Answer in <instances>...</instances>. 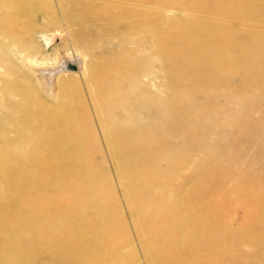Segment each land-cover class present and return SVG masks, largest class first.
I'll return each instance as SVG.
<instances>
[{
	"label": "rangeland",
	"instance_id": "1",
	"mask_svg": "<svg viewBox=\"0 0 264 264\" xmlns=\"http://www.w3.org/2000/svg\"><path fill=\"white\" fill-rule=\"evenodd\" d=\"M11 1L7 5L15 4L14 11H6L5 0V6L0 7V23L5 27L16 25L15 32H0V135L14 154L28 153L31 144L24 143L22 135L27 125L24 115L32 111L44 117L48 110L58 109L63 91L58 84L60 78L69 85H65V94L75 121L68 148L72 146L69 154L72 160L77 157L73 161L80 168V175L73 174L72 193L81 189L77 202L84 204L82 217L98 225L101 211L88 193L89 179L95 182L100 202L107 209L103 220L114 232L111 243L99 238L96 241L95 229L79 237L83 239L81 246L90 249L93 257L84 264H156L158 257L164 259V264H264V234H260L264 233V0L134 2L130 8L137 13L145 11L146 17H133L143 19L142 29L136 33L124 31L123 21L118 23L127 35L121 34L119 26L112 29L107 21L89 16L88 10L96 4L93 1ZM18 3L24 8L20 9ZM87 7L91 8L86 10ZM153 18L159 20L157 30L151 26ZM179 19L189 29L169 31ZM206 26L210 31L218 28L223 32L219 43L212 45L213 50L202 40L203 44L185 42L189 41L185 39L190 33L187 30L192 29L191 34L197 38L208 36ZM81 29L85 30L84 38L76 35ZM158 32H164V38H157ZM97 35L100 38L94 40ZM85 38L94 42L85 44ZM227 46L236 54L241 48L245 60L236 63L228 59L231 71H220L210 53L225 52ZM42 61L46 62L42 66L50 68L44 71L45 78L38 77L40 66L35 67ZM106 63L115 65L120 72L121 97L125 96L117 107L108 105L107 109L96 102L98 96H94L95 88L89 83L94 64L104 70ZM121 63L132 72L122 69ZM58 65L61 73L53 72ZM179 77L186 81L180 82ZM39 79L47 81L46 89ZM169 102L180 104L183 110L176 121H171L166 113ZM16 128H20L19 132ZM191 143L193 148L201 144V149L195 147L188 153ZM141 144L150 146L151 152ZM59 149L63 151L61 146ZM162 151L165 157L159 155ZM129 153L149 164L148 184L155 189L154 195H160L159 201L167 212L159 210L155 215L158 222L154 221V230L141 222L137 208L128 198L132 195L127 188L130 180L125 178L129 174ZM0 156L4 168L18 169L14 159ZM59 171L55 175L47 172L49 178L53 176L58 181L49 186V193L64 191L59 189L61 185L66 187L67 176ZM4 178L1 174V183ZM29 184L30 187L17 186L20 190H15L25 196V204L32 205V196H38L42 189ZM5 198L0 188V200ZM22 215L21 210L14 215L6 211L4 221L8 223L0 230L1 246L5 237L28 232L22 225ZM34 236L26 241L38 242L41 236ZM176 245L185 251L181 258L174 254ZM18 248L19 252L10 250L0 264L18 262L23 255L29 257L26 247ZM21 249L25 251L20 253ZM43 257L38 261L49 264L48 255L44 253Z\"/></svg>",
	"mask_w": 264,
	"mask_h": 264
},
{
	"label": "bare ground",
	"instance_id": "2",
	"mask_svg": "<svg viewBox=\"0 0 264 264\" xmlns=\"http://www.w3.org/2000/svg\"><path fill=\"white\" fill-rule=\"evenodd\" d=\"M90 1H93L96 4H93L92 8L90 7L91 9L89 7L86 8V10H88V8L90 9V10H88L89 16H91L92 18H95L97 20L107 21V23H108L107 26L111 27L112 29L115 26L116 27L119 26L120 28H118V29L122 30V33L120 32L121 34H125V32L123 33V29L121 28V26H123V25L120 26V24H118L122 21H123L122 23H124V31H128L129 33H136L139 29H142V28H140L142 26V23L140 24V22L143 19L142 18L133 19V17H135V16L136 17H143V16L146 17L145 11H141V13H137V12L133 11L129 5L131 3H134V2H140L141 3L144 0H86L85 2H90ZM97 1H99V2L102 1V2L97 3ZM105 1H110L112 3L110 4V3L105 2ZM232 1H235V0H230V2H232ZM5 2H8V3H6V6L4 5L3 0H0V7H3V5H4L7 8L6 11H8V12L14 11L12 6L15 4H13L10 7L7 4H9V2L12 3V1L11 0H5ZM20 2H22V1H20ZM159 2H160V0H159ZM82 3H84V2L82 1ZM18 4L19 5H17V6L20 9L24 8L23 6L20 5V3H18ZM23 4H24V2H22V5ZM16 10H19V9L16 8ZM138 12H139V9H138ZM85 14H86V12H85ZM152 21H153V23H151L152 28L157 30L160 26L159 20L154 19ZM182 22H183V20L180 21V19H179V21L177 20V23L171 24L170 27L172 29H170L169 31L173 32L174 30L180 31V30L189 29L188 25L187 26L185 25L186 24L185 21L183 23ZM190 23H192V22H190ZM144 25L145 24H143V26ZM11 26L12 27H5V24L0 23V32L1 33L2 32H10V33L15 32L16 25L11 24ZM195 28H196V26H195ZM205 29L206 28H204L203 30H205ZM216 29H218V28H216ZM216 29L212 28L211 29L212 31H210V27H209V30H207L206 33L208 34V31H210L209 32L210 34H208V36H206V35L201 36V37H203V39L199 36L197 38L196 35L193 36V34H191L192 29L187 30L185 32H188V33L190 32V33L188 36H186L185 39L189 40V41H185V42L187 44H193V43L194 44H196V43L197 44L198 43L203 44V43H201V40H202V42L207 43L206 45H211V48L209 46L208 47L211 50H213L212 45H216L217 44L216 41H218V43H219L218 38L223 36V35H221V33L223 34V32H219L220 29H218V30H216ZM84 32H85L84 29H81L79 31L77 30V32H76L77 37L84 38L85 37ZM170 34H171V32H170ZM100 35L93 36L94 40L96 38H100ZM125 35H127V34H125ZM164 35H165L164 32L162 35H159V32H158V35L156 37L157 38L158 37L164 38ZM171 35H173V33ZM92 41H93L92 38H85L83 42L85 44H89V43L91 44ZM231 42L233 43V40H231L230 43L229 42L228 43L231 45L232 44ZM200 44H199V46H200ZM223 44H224V42H223ZM92 45H93V43H92ZM206 45H204V48L209 49ZM224 45H226V44H224ZM199 46H197V47H199ZM221 46H222V44H221ZM214 47L215 46H213V48ZM234 47L236 48L237 46L235 45ZM241 47H242V45H241ZM226 49H227V51H225V52L221 51L222 53H214V52L210 53L211 61L220 71H222L221 69H224V68H225L224 71H226V68H227V70L231 71L232 66L228 64V62H227L228 59H233L235 62L238 61V63H240V62L242 63V61L245 60L244 55H246V54L242 53L243 50H241V48L239 49V53H237V54L234 52L231 53L229 47ZM232 49H233V47H232ZM198 50H200V48ZM245 50L246 49H244V51ZM240 51H242V52H240ZM196 54H198V53H196ZM199 57H200V55H199ZM206 57H209V56H206ZM202 58H204V57L202 56ZM42 62L43 63L40 62L38 65H35L36 68L37 67L39 68V66H40L39 69L37 68L38 70H40V71H38V75L40 74V76H38L39 78H45L46 76L43 77V73H44V71H47L49 68V66H48V68L46 66H42V65H45V63H46L44 61H42ZM35 63H37V62H35ZM94 65H95L94 69L92 70L93 72H92L91 76L89 75L90 76L89 77V83H91L93 88H95L94 96H96V95L98 96V100L96 99L97 100L96 102L101 104V106L105 109H107L108 105L109 106L114 105V107H117L119 104H121L125 100L124 99L125 96L121 97V88H123V82H121V79L119 78L120 72H118L117 69H115V65H112L111 63L104 64V67H105L104 70L99 69L97 67L98 64H94ZM120 65L122 66V69L124 68V70L132 72L131 68L129 66H127V64L122 65V63H121ZM60 67L61 66H59V65L56 66V69L53 72L61 73L62 70ZM100 68H102V67H100ZM41 71H43L42 77H41V73H39ZM226 73H230V72L228 71ZM48 74H50V72ZM55 75H57V74H55ZM65 77H67V75ZM208 77H210V76H208ZM58 78H60V76H58ZM65 79L67 80V78H65ZM39 80H41V83L43 84L44 89H46L44 85L46 84L47 81H44V79H39ZM62 81L63 80L61 77L59 80L60 83H58V84L60 85L61 91L62 90L63 91L61 92V97L59 100L60 104H59L58 109L52 108L51 110H48L47 111L48 114L44 117L42 116V114H41L42 117H39L38 114H33L31 110H30L31 112L26 113L25 115L23 114L25 116V120H26V123H24V124H27V125L26 126L23 125L24 127H26V130L23 133L22 132L21 133L25 139L23 141H26L24 143L31 144L30 150L29 151L27 150L28 153H26L25 151L24 152L22 151L21 153L14 154L13 151H10V146L4 142L5 141L3 139L4 136L0 135V144H1L0 145V154L3 155L4 159H8V160L14 159L18 165L17 170L16 169L15 170H9V169H6L3 167L2 163H1L2 159L0 160V175L3 174L5 176L4 183H1V180H0V185H1L0 188L3 189V191L5 192V195H6L5 199L0 200V230L5 228V226H7L6 224L8 223V221L7 222L4 221L6 211H9L11 213V215H14L17 211L20 212V210H21L23 212V215H22L23 217L21 220L22 225L24 226V229L26 230L25 232L28 231L27 233H23V234H20L21 232L19 234L15 233L16 235H14V236L5 237V239H2V241H3L2 245L3 246H1V245L0 246L3 247V252L1 254V257L3 260L7 259V255L9 254V251L12 249L18 250L19 249L18 247L23 246V247H26V250L27 249L29 250V253H30L29 257L23 258V256H25V255H23V253H22L21 255H23V256H19L18 262H14V263L11 262L12 264H44L45 262L40 263L38 261V259L41 260V257L44 258L43 257L44 253H46L49 257V260H50L49 264H84L85 262H87L88 260L93 258L91 255V250L88 249L87 247L85 248V247L81 246L83 239H81L79 237H82L86 231L90 232L89 230L95 229V232L97 233L96 241H97V238H99V240H102L103 243H111L114 240L113 230L111 229L109 224L106 222V219L103 220L104 218H106L105 214H107L106 213L107 209L100 202L101 201V198H100L101 194H100L99 190L97 189L95 182L91 181V179H89V178L86 179L87 181L89 179V181H88V187H89L88 193L90 195L92 194L91 196H93L92 198L94 200L95 207H99V209L101 211V215H100L101 219L98 220L99 221L98 225L97 224L94 225L93 223H91V220H89V218H88V220H85L82 217L81 212H83L85 210V209L82 210L84 204L77 202V195H78L79 191H81V189H78L76 191V193H72V188H73L72 184L74 181L73 180V176H74L73 174L77 173V170L79 171L80 168L73 161L74 159H77V157H75L72 160V157L70 155L71 154L70 151H73V150H71L72 146L70 147L71 149L68 148V146L71 145L70 142L74 136L73 135L74 132H72L71 129L73 127L75 120L73 121V113H72V109H71L73 107L70 104L69 96H67L65 94L66 83H65V81H63V82ZM179 81L183 82V81H186V79L179 77ZM89 83H88V85H89ZM66 86H69V85L67 84ZM126 94H127V92H126ZM122 96H123V94H122ZM74 106H76V105H74ZM49 109H50V107H49ZM43 111L45 112V110H43ZM43 111H40V112H43ZM162 111H163V108H162ZM162 111H161V114H162ZM166 111H167L166 113L168 114L169 119L171 121H176V119L179 117V115L183 112L180 104H177L174 102H172V103L169 102ZM34 112H36V110ZM33 125H35V126H33ZM161 128H160V131H157L158 134H160V132L162 131ZM16 129L18 131L20 128L19 129L16 128ZM15 131H13V132H15ZM17 135H18V133H17ZM200 137H202V136H200ZM18 138L19 137H16V139H18ZM20 138H21V136H20ZM143 139H144V137H143ZM127 140H128V138H127ZM19 141L21 142V139ZM138 141H139V139L137 140V142ZM20 145H24V144L20 143ZM142 145H143V147L145 146L144 148L146 150L151 152L150 146L146 148V145L141 144V146ZM200 145L195 144L194 148L195 147L200 148L199 147ZM60 146L62 147L63 151L59 149ZM194 148H193V144L191 143L187 152L190 153L191 151H193ZM12 150H13V148H12ZM69 152H70V154H69ZM152 153H153V151H152ZM163 153L165 154V152H163V151L159 152V155L162 156ZM45 157H50V160L49 159L45 160ZM116 157H119V156H116ZM0 158H1V156H0ZM126 158H127L126 162L129 166V174L128 175L126 174L127 177L125 176V178H126V180H130L127 188L132 194V195H128L129 196L128 198H130V204L133 207L137 208L141 222L146 223L145 225H147L146 228L151 229V228H153V225H155V223H156L154 221L158 222L157 218L155 220V217H156L155 215L157 213H159L158 212L159 210H164V205H162L161 201H159L160 195H157V196L154 195L153 191L155 189L151 188V186H149V184H148L149 182L146 178L147 177L146 172H148V170H149V167H150L149 164H147L143 160L140 161L138 159H135V157L132 156L130 153L126 156ZM117 162H118V160H117ZM83 163H85V162H83ZM79 164H80V162H79ZM117 164H119V163H117ZM119 169H121V168H119ZM59 170H62L61 173H64L67 176L66 187L61 185V187L59 186V189H62L64 191L49 193L48 188L53 183V181H55V179H54L55 177L52 176L51 178H49L47 172H51L53 175H55V172H56V174L58 172H60ZM86 173H87V171H86ZM75 175L78 176V175H80V173L78 172ZM77 176H75V179L77 178ZM133 180H136L137 182L134 183ZM55 182H58V181H55ZM29 183L37 184V185L41 186V189H42V191H40V194L38 193L39 194L38 196H37V194L35 196H32V198L34 197L32 205H31V203L25 204V196L24 195L20 196L21 194H18V192H16V190H15L17 188V191H19L20 188L18 189V187H21V186H25V187L29 186L30 185ZM85 183H87V182H85ZM57 189L58 188L56 187V190ZM22 192H23V190H22ZM30 192H32V191H30ZM25 193L28 194V192H25ZM81 200H85V199H81ZM85 202H86V200H85ZM164 212H166V211L164 210ZM98 214L99 213L97 212V216H98ZM166 214H167V212H166ZM12 217L13 216H11L9 218H12ZM152 218H154V219L151 220ZM13 220L15 221V219H13ZM18 222H20V221H18ZM9 224H10V221H9ZM138 224H139V222H138ZM95 226H96V228H95ZM139 226H140V224H139ZM151 230H154V229H151ZM249 233H251V232H249ZM259 233H260V231H259ZM252 234L253 233L250 234L251 237H253ZM260 234H261V236H263L264 233L261 232ZM8 235H10V234H8ZM34 235L41 236V237H39L38 242L31 243V241H33V240H31V241L27 240L26 241L27 237H30V236L33 237ZM258 235H254V236L257 238ZM34 237H36V236H34ZM92 238L94 239V237H92ZM29 239H31V238H29ZM248 239H249V237H248ZM192 240H194V239H192ZM250 240H252V239H250ZM147 248L148 247H146V249ZM23 250L24 249H21L20 253H21V251L22 252L25 251V250L24 251ZM150 250H151V248H150ZM114 251H116V250H114ZM147 251H149V249ZM18 252H19V250H18ZM109 252H110V254L112 253L111 250ZM154 253H152V255H154ZM110 254H108V255H110ZM174 254L180 256V258H181L185 254V251L182 250V246L179 247L176 245L174 247ZM26 255H28V253H26ZM106 255H104V256H106ZM148 255H150V254H148ZM156 259H157L156 264H164L165 263L164 259L162 260V258H160V257H158ZM3 260H1V261H3ZM43 260L44 259H42V261Z\"/></svg>",
	"mask_w": 264,
	"mask_h": 264
}]
</instances>
